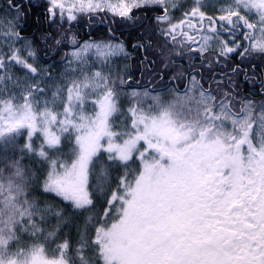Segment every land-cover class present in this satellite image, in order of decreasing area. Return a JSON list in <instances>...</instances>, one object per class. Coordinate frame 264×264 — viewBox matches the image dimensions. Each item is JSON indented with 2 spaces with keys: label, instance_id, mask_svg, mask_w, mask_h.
Returning a JSON list of instances; mask_svg holds the SVG:
<instances>
[{
  "label": "snow or ice",
  "instance_id": "obj_1",
  "mask_svg": "<svg viewBox=\"0 0 264 264\" xmlns=\"http://www.w3.org/2000/svg\"><path fill=\"white\" fill-rule=\"evenodd\" d=\"M47 2L50 19L59 10L61 18L68 12L69 21L76 19L73 11L105 10L133 20L134 9L160 5L163 12L156 20L167 23L161 32L173 41L177 35L194 40L183 31L186 26L207 33L200 36L196 51L203 54L215 39L220 45L219 55L226 57L243 45L233 38L229 46V41L219 38L220 33L234 35L243 30V38L249 43L240 55L249 51L264 54V0H231L218 9L223 13L218 17L201 10L205 7L203 0H194L195 6L178 23H172L169 16V6L175 8V0H73L71 7H66L67 0ZM9 4L21 14L14 0H9ZM241 10L254 12L258 19L249 22ZM7 27L3 33L7 39H21L11 21ZM70 42L76 44L74 38ZM90 53L108 62L125 50L122 43L86 42L66 56L83 63ZM35 56L30 43L23 50L11 49L7 56L0 54V70H4L0 71V141L5 145L13 143L17 135L27 131L22 150L47 160L48 150L57 149L63 135L75 136V159L70 167L51 161L44 191L70 201L75 210H88L93 205L88 190L90 165L98 152H107L109 161H119L125 167L139 152L141 168L134 180H129V173L125 172L112 189L104 211L107 217L116 208L118 219L111 226L105 227L101 218L89 241L86 223L74 258L68 255L70 245L64 241L57 245L59 257L49 259L43 244L32 245L27 251H8L10 242L17 239L18 227L22 231L31 228L32 235L37 236L41 234L35 222L37 213L51 211L38 209L35 201L27 198L26 170L19 160L10 161L0 168V264H93L92 257L86 255L89 249L95 250V264H264V104L256 106L248 101L233 112L230 102L221 100L217 104L216 97L205 90L196 95L199 85L193 77L189 89L192 94L186 92L169 102L159 95L150 96L147 91H133L128 109L131 131L113 132L110 120L119 110L118 93L110 86L109 76L101 71L71 81L66 95L64 88H58L51 99L43 100L41 110L36 96L44 90L38 83L28 85L19 97L8 95L7 86L20 87L21 81L13 80L7 67L19 65L26 75H38L40 70L28 62ZM120 83L125 81L121 79ZM89 96L97 97L90 101L96 109L94 115L85 113ZM149 99L151 103L143 107ZM61 103L62 111H56ZM37 133L43 137L38 149L31 142ZM122 136L127 137L123 143L114 142ZM105 139L107 147L103 144ZM141 141L145 145L143 151L138 147ZM7 169L11 171L5 176ZM108 184V171L102 168L96 188L105 193ZM61 215L56 213L57 217ZM91 220L89 217L88 222ZM54 237L55 232H51L45 240Z\"/></svg>",
  "mask_w": 264,
  "mask_h": 264
},
{
  "label": "trees",
  "instance_id": "obj_2",
  "mask_svg": "<svg viewBox=\"0 0 264 264\" xmlns=\"http://www.w3.org/2000/svg\"><path fill=\"white\" fill-rule=\"evenodd\" d=\"M38 1L43 10L49 6L47 0ZM162 12L163 9L160 6L149 5L134 9L133 20H124L120 16L108 14L106 11L94 13L73 11L72 14L75 15L76 19L69 21L67 19L68 12L65 11L63 18L56 16L51 22L48 21V15L41 27L35 29L37 35L30 36V40L37 58L43 62L48 59L46 56L53 54L59 60L63 54L61 49L65 51L75 47L85 39L122 41L130 55L127 60L120 59L117 61L111 80V86L115 87L116 91L122 90V94L126 93L125 90L129 89L133 82H136L131 80L134 79L139 80V87H152L150 91L168 92L171 97L176 93L180 94V91L188 85L191 75H194L199 80L200 85L211 88L212 96L216 97V103L225 100V102L231 103L232 109L235 106L239 110L247 101L260 102L264 99V94L258 92L259 89L264 88V58L259 52L253 51H249L244 56L240 55L249 43L243 38V30L235 32L234 35H229L226 32H221L219 35L220 39L229 41V46H232L230 42L233 38L240 42L243 46L238 48L236 52L228 54L225 58L218 55L215 50L201 54L196 51L195 46L193 47L199 41L200 36L197 31L186 26L183 29L194 37L193 41H188L183 35H177L174 41L170 36L165 37L163 35L161 29L167 28L168 25L167 23L160 24L156 20V17ZM59 15L61 16V14ZM32 22L34 23V17H32ZM171 22L178 23L175 20H171ZM177 31L179 32L180 29ZM70 38L76 40L75 45L70 42ZM136 45L140 46L137 47ZM233 69L239 70L234 72ZM121 79L125 83L121 84ZM24 145L25 140L23 138L14 139L13 143L7 145L0 142V168H4L10 161L19 160L29 178L27 198L30 201H35L38 209L50 208L51 211L38 212L35 217L41 234L33 236L31 228L22 231L18 227L17 239L14 242H25V244L30 243V241L40 242L45 240L49 233L55 232V237H58V240L64 239L66 235H73L74 239L76 238L73 243L78 246L84 228L82 227L80 232L81 227L79 229L77 225L82 226L83 222L80 217H83L82 214L84 213L89 214V217L92 218L91 222L86 221L87 239L91 241L95 235V228L101 224V218H103V222L105 221L104 211L108 207L107 199L111 196L112 190L110 188L115 189L114 180L112 179L108 184L105 193H101L96 188L97 184L94 180L95 186L88 188L93 199V205L88 210H75L78 212L77 214H71L70 206V212L65 214L64 202L58 201L55 193L44 191V182L50 170L49 161L42 160L33 153L23 151ZM64 149L70 151L69 144H66ZM5 156L8 159H4ZM97 166H100V163ZM100 170H96V176ZM10 171L7 169L4 173L5 176ZM108 174L114 177L120 176L122 172L120 170L116 174L112 172ZM52 209H57L62 214L60 223H57L59 226L53 225L52 219L57 216L50 213L54 211ZM41 215L44 217L43 220L40 219ZM74 217L75 223L70 226L69 219ZM27 223L25 220L24 225ZM55 227L56 229H54Z\"/></svg>",
  "mask_w": 264,
  "mask_h": 264
},
{
  "label": "rangeland",
  "instance_id": "obj_3",
  "mask_svg": "<svg viewBox=\"0 0 264 264\" xmlns=\"http://www.w3.org/2000/svg\"><path fill=\"white\" fill-rule=\"evenodd\" d=\"M112 2L118 3L119 0H112ZM203 2L205 4V7H203L201 10L204 11L209 16L218 17L219 15L223 14V13L219 12L218 9L229 4L231 2V0H203ZM72 3H73V0H67L66 7H71ZM175 4H176L175 8H172L171 6H169L170 7L169 16H170L171 20H175L177 22H179L180 20H182L184 18L185 12L190 11L191 8L195 6L194 0H175ZM158 6H160V5H158ZM160 7L163 9L162 6H160ZM58 12L59 11L56 12V16L61 18V16L59 15L60 12L59 13ZM106 12L108 14L114 15L112 12H109V11H106ZM84 13H88V12H84ZM92 13H94V12H92ZM240 13L243 16H245L249 20V22H254L258 19V17L255 15L254 12H248L247 10H241ZM0 21H3V23H0V54L7 56L10 53V50L13 48L23 50V49H25L26 44H29V43H30L31 48H32V42L30 39H26V38L21 37V39H19L18 41H12V40L7 39L3 35V33L8 30L7 25H8L9 21H11L14 24L16 31H18V22L20 21V14L18 15V13L15 11V9H11L8 6L7 0H0ZM58 22L60 23L61 21H58ZM192 22L197 23V24L199 23L198 20H193ZM207 26H208L207 23H205V28H207ZM198 33H199V36L207 34L205 32H198ZM70 40H72V39L70 38ZM86 42H88V43H104V44H107V43L120 44V43H122L124 45V43L122 41L115 40V39H106V40L85 39V40H82L75 47L69 48L67 53H71L75 48H78L81 45H84ZM194 46L197 49L200 47V37H199L198 43L196 45L194 44L193 47ZM219 47H220V45H219L218 40L214 39L212 42H210L207 51L215 50L217 52L219 50ZM124 50H125L126 55H125V53H122L118 56L112 57L108 62H104L102 59H98L94 53L88 54L83 63L72 61V57L70 55L66 56L64 61H60V62H50L48 59L43 62L41 59L36 58V57L34 59L30 58L28 60V62L32 63L38 70H40L38 75H36V74H27L26 75V70L22 69L19 65L10 64L6 70L13 75V80L19 79L21 81V84H20V87H14L13 85L9 84L7 86L8 87V95H11L14 93L19 97L22 95V91L24 89H26L28 85L38 83L39 87L44 90V92L42 94H37V96H36V99L41 101L40 108L38 109V110H41L44 107L43 100L51 99L52 93L55 92L58 88H64L65 95H66L67 85L73 80L82 79L84 74L91 75L93 72L101 71L105 75L109 76V84L111 86L112 75L115 71L117 61L120 59L127 60L129 55H130L129 50L125 47V45H124ZM21 54L24 55L25 52L22 51ZM70 61H72V62L70 63ZM0 71H4V70H0ZM193 77L197 81V77H195L194 75H191L188 85L180 91V94L176 93V95H173L171 97L169 96L168 92H153V91H150V89L152 87L151 88L139 87V85H138L139 80L131 79L132 81H136V82H133L132 85L129 86V89L125 90L126 93L122 94V90H120V89L117 90V93H118L117 103H118V109L119 110H118V112L113 114V117L110 120V123L112 125V131L113 132H129V131H131L132 118H131V114L128 112V109L131 107V103H130L131 95L130 94L133 91L140 92V93H144L145 91H147L150 96L159 95L162 97V99L165 102H169L171 100H174L177 96H181V97L184 96L186 92H188L189 95L192 94L191 92H189V89L192 88ZM200 90H203V89H201V87L198 86L195 94L198 95ZM206 93H210L212 95L211 91L206 92ZM96 98H97L96 96H89L88 97L89 103H87L85 106V113L86 114L94 115L96 109H95V106L90 101L94 100ZM17 102L22 103V100H18ZM150 103H151V100L149 99L145 102L143 107L146 108L148 106V104H150ZM217 104H219V102ZM253 104L256 106L264 104V99H262L260 102H253ZM62 109H63V104L61 103V104H58V106L55 110L56 111H62ZM234 109H232L233 112L239 111L237 109V107H235V106H234ZM257 110H258V108H257ZM215 111L217 114H219L220 109L217 107L215 109ZM228 127L230 128L231 126L228 125ZM55 130L56 129L54 128L53 131H55ZM21 138H23L25 140V143L27 142V131H22L14 139H21ZM126 138H127L126 136H122L119 139H116L114 142L117 144H121V143H123V140ZM74 140H75L74 135H72V136H69L68 134L63 135L62 140H61V144H62V141H63V144L62 145L60 144L57 149L48 150V159H47L49 161L48 163L51 165V161L56 160V161H58L59 164H65V165L70 167L73 160L75 159V155L73 154ZM0 142H3V141H0ZM31 142H32L33 147L38 149L39 145L43 142V137L39 133H37L33 136ZM66 144H69L70 151H66L64 149V146ZM103 144L105 147H107L108 141L105 139L103 141ZM138 147H139L140 151L144 150L145 145H144L143 141H141L139 143ZM157 158H159V157H157ZM149 159H151V157H149ZM98 163H100V166H97ZM94 164H96V166H94ZM135 167L141 168V162L139 160V152H136L134 154L132 160L130 162H128L127 166L125 167L119 161H115V162L109 161L108 160V153L101 150L100 152L97 153V156L93 158V161L90 165L89 187L88 188H92L95 186L94 180L97 184V176L95 174L97 172L96 170H98V169L104 168V169H107L108 173L111 174V172H112L113 174H116V173L120 172V168H123L122 169L123 171H121L122 174L120 176L119 175L114 176V177L109 176V183L113 179L114 180V188H116L117 185L119 184L121 176H123L125 174V172L129 173V176H128L129 180H134L135 177L133 176V173H134ZM58 170L62 171V169H58ZM139 171L140 170H138L136 175L139 174ZM110 190H112V188H110ZM57 198H58L57 199L58 201L64 202L63 208H64L65 214L67 212H70L69 211L70 206H71V210H72L71 214L72 213L73 214L78 213V212H75V209H73V206L70 203V201H65V200H63L62 197H59V196H57ZM52 210H54V211L50 212L51 214H56L57 212H59V211H57V209L56 210L52 209ZM111 213H112L111 215L104 218L105 221L103 223H104L105 227L111 226V224L113 222H115L116 219H118V217L115 215L116 208H112ZM68 215L70 216V213H68ZM82 215H83V217H80V218H82L83 224H82V226L77 225V227L79 229L81 227L80 232L82 231V227L85 228V224L88 222V220H86V219L89 218V214L84 213ZM60 219H61L60 217H55L54 219H52L53 225L55 226V225H57V223L59 224ZM74 223H75V217L69 219V225L70 226H73ZM57 226H59V225H57ZM54 229H56V227ZM70 236L73 237V235L70 234V235H66L65 238L61 239V240H58L59 239L58 237H54V238H50L48 240H43L40 242L30 241V243H27V244H25V242H14V241H12V242H10V245L8 247V251H9V253H15L19 250L27 251L32 245L43 244L46 248V256L49 259H54V258L59 257V252L56 250L57 245L64 242V241H68V243L70 245L68 255L70 257H72L71 254H69V253L71 251H73L75 248H77L78 246L74 245V243H73V241L76 238L74 239V237L71 238ZM94 236H93V238H94ZM75 256H76V252L74 254V257Z\"/></svg>",
  "mask_w": 264,
  "mask_h": 264
},
{
  "label": "flooded vegetation",
  "instance_id": "obj_4",
  "mask_svg": "<svg viewBox=\"0 0 264 264\" xmlns=\"http://www.w3.org/2000/svg\"><path fill=\"white\" fill-rule=\"evenodd\" d=\"M14 3H15V5H18L21 8L20 21L18 22V32L20 33V37L30 39V36H34L35 34L37 35L35 29L40 28L41 24L44 22V19L48 17V15H49L48 11H47L48 7L46 8V10H43L40 2L38 0H14ZM7 4L11 9H14L13 6H10L9 0H7ZM32 17H34V23L32 22ZM52 20L48 19V21H50V22ZM29 30H30V32H28ZM32 50L34 51L33 47H32ZM61 50L63 51V54L59 60L55 58L54 54L46 56V57L48 58V60L50 62L64 61V59L66 57V55H65L66 50L65 51L63 49H61ZM217 54L219 55V50L217 51ZM260 54H261L262 58H264V54H262V53H260ZM35 57L37 58V55ZM221 57H223V56H221ZM223 58H225V57H223ZM200 87H201V89L205 90L206 92L211 91V88L209 86H207V87L200 86ZM258 92L261 94H264V88L259 89ZM138 170H140L139 167L134 168V173H133L134 177H135L136 173L138 172ZM75 249L69 253V254H71V256L73 258H74V254H75ZM94 251H95L94 249H89L86 252V255H88L89 257H92L93 264H95ZM77 264H78V262H77Z\"/></svg>",
  "mask_w": 264,
  "mask_h": 264
}]
</instances>
